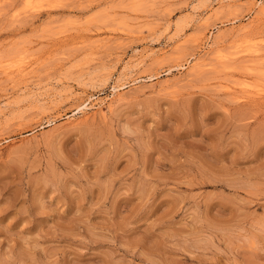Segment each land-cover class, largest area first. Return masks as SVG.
I'll return each instance as SVG.
<instances>
[{
	"label": "rangeland",
	"instance_id": "374dc122",
	"mask_svg": "<svg viewBox=\"0 0 264 264\" xmlns=\"http://www.w3.org/2000/svg\"><path fill=\"white\" fill-rule=\"evenodd\" d=\"M263 8L0 0V264H264Z\"/></svg>",
	"mask_w": 264,
	"mask_h": 264
},
{
	"label": "bare ground",
	"instance_id": "6f19581e",
	"mask_svg": "<svg viewBox=\"0 0 264 264\" xmlns=\"http://www.w3.org/2000/svg\"><path fill=\"white\" fill-rule=\"evenodd\" d=\"M28 1V0H27ZM29 6V5H28ZM260 6V5H259ZM263 11H264V8L262 9ZM262 13V12H261ZM259 14V13H258ZM249 52V51H248ZM255 52V51H254ZM250 53V52H249ZM180 67V66H179ZM178 67V68H179ZM185 68V67H184ZM181 69H183V67L181 68ZM136 81V80H135ZM133 83V82H132ZM118 85V84H117ZM244 87L247 89V88H251V87H249V85H247V83H245L244 84ZM125 88V84H120V85H118V86H115L114 88H113V93L115 94V93H117V91L118 90H121V89H124ZM127 88V87H126ZM252 91H254V93H263V92H261L262 90H260V89H258V88H251V91L250 92H252ZM92 98V97H91ZM98 106V105H97ZM81 107V106H80ZM81 111H82V109H80Z\"/></svg>",
	"mask_w": 264,
	"mask_h": 264
}]
</instances>
